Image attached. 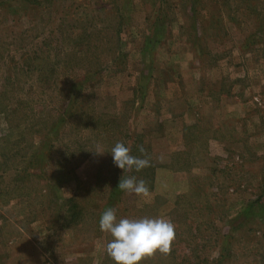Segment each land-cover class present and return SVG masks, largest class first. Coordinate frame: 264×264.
<instances>
[{
  "label": "rangeland",
  "instance_id": "1",
  "mask_svg": "<svg viewBox=\"0 0 264 264\" xmlns=\"http://www.w3.org/2000/svg\"><path fill=\"white\" fill-rule=\"evenodd\" d=\"M109 208L175 225L142 264H264V0H0V264H116Z\"/></svg>",
  "mask_w": 264,
  "mask_h": 264
},
{
  "label": "clouds",
  "instance_id": "2",
  "mask_svg": "<svg viewBox=\"0 0 264 264\" xmlns=\"http://www.w3.org/2000/svg\"><path fill=\"white\" fill-rule=\"evenodd\" d=\"M139 151L144 158L133 156L130 147L117 142L110 153L114 165L123 172H140L150 167L151 161L143 146L139 147ZM93 152L98 155L105 153L99 145ZM118 188L144 198L145 203L151 202L149 188L143 179L137 180L135 176L121 178ZM99 223L101 231L113 237L106 245V252L116 264H142L157 253L168 255L176 238L175 225L162 217L117 220L116 210L109 208L103 212Z\"/></svg>",
  "mask_w": 264,
  "mask_h": 264
},
{
  "label": "trees",
  "instance_id": "3",
  "mask_svg": "<svg viewBox=\"0 0 264 264\" xmlns=\"http://www.w3.org/2000/svg\"><path fill=\"white\" fill-rule=\"evenodd\" d=\"M25 1H27L29 4H35V2L37 1V0H25Z\"/></svg>",
  "mask_w": 264,
  "mask_h": 264
}]
</instances>
